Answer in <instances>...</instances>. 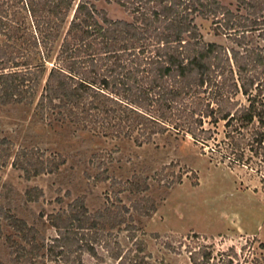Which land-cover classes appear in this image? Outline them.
Returning a JSON list of instances; mask_svg holds the SVG:
<instances>
[{
  "label": "trees",
  "instance_id": "1",
  "mask_svg": "<svg viewBox=\"0 0 264 264\" xmlns=\"http://www.w3.org/2000/svg\"><path fill=\"white\" fill-rule=\"evenodd\" d=\"M107 1L129 17L111 18L94 0H0V103H33L51 126L99 136L148 142L189 134L202 149L258 164L263 177L264 0H234L235 9L221 0ZM199 16L211 17L214 33L228 42L204 39ZM13 145L0 136L1 154L10 156ZM64 162L25 146L12 159L26 178ZM132 184L125 185L149 187ZM2 187L0 264H85V253L105 257L99 249L116 264H153L117 191L95 211L82 197L41 211L55 228L46 236L13 210L14 185ZM155 209L154 201L139 207L145 215ZM121 231L135 247L121 243Z\"/></svg>",
  "mask_w": 264,
  "mask_h": 264
},
{
  "label": "rangeland",
  "instance_id": "2",
  "mask_svg": "<svg viewBox=\"0 0 264 264\" xmlns=\"http://www.w3.org/2000/svg\"><path fill=\"white\" fill-rule=\"evenodd\" d=\"M94 2L111 18L129 17L115 1ZM221 2L236 8L234 0ZM197 23L204 39L228 42L214 33L211 17L199 16ZM0 136L14 144L10 156L0 153V194L2 183L11 182L19 192L13 195V210L46 236L54 235L55 228L45 215L40 218L41 211L65 208L75 197L95 211L109 204L107 197L114 200L117 191L134 215L135 242L153 264H264V176L256 163L234 162L208 146L202 149L189 134L156 135L138 142L51 126L27 102L0 103ZM19 146L38 148L49 157L64 156L65 162L58 170L26 178L12 164ZM99 172L120 181L113 185L111 178L99 179ZM127 180L133 187L144 188V182L149 187L133 190L126 187ZM32 186L40 189L27 194ZM152 201L156 209L141 214L139 207ZM119 239L135 247L125 231L119 232ZM99 250L105 257L85 253V264H116Z\"/></svg>",
  "mask_w": 264,
  "mask_h": 264
},
{
  "label": "crops",
  "instance_id": "3",
  "mask_svg": "<svg viewBox=\"0 0 264 264\" xmlns=\"http://www.w3.org/2000/svg\"><path fill=\"white\" fill-rule=\"evenodd\" d=\"M260 230H261V228H260ZM264 241V240H263Z\"/></svg>",
  "mask_w": 264,
  "mask_h": 264
}]
</instances>
